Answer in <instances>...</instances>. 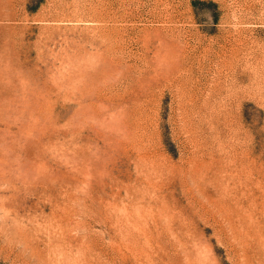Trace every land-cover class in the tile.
I'll list each match as a JSON object with an SVG mask.
<instances>
[{"label": "rangeland", "instance_id": "obj_1", "mask_svg": "<svg viewBox=\"0 0 264 264\" xmlns=\"http://www.w3.org/2000/svg\"><path fill=\"white\" fill-rule=\"evenodd\" d=\"M263 209L264 0H0V264H264Z\"/></svg>", "mask_w": 264, "mask_h": 264}, {"label": "bare ground", "instance_id": "obj_2", "mask_svg": "<svg viewBox=\"0 0 264 264\" xmlns=\"http://www.w3.org/2000/svg\"><path fill=\"white\" fill-rule=\"evenodd\" d=\"M261 216L264 218V209L261 211ZM22 243V248L17 253L13 254V261L18 264H74L73 262L70 263L66 261L63 254L57 253L50 248L41 249L33 247L32 243H28L26 240H23ZM115 259V256L107 258L106 260L108 261L100 258L96 261L92 258H85L84 264H114L113 261Z\"/></svg>", "mask_w": 264, "mask_h": 264}]
</instances>
